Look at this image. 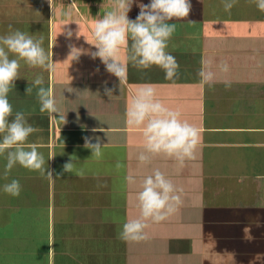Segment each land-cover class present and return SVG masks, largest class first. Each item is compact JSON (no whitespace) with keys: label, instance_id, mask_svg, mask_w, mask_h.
Returning <instances> with one entry per match:
<instances>
[{"label":"crops","instance_id":"1","mask_svg":"<svg viewBox=\"0 0 264 264\" xmlns=\"http://www.w3.org/2000/svg\"><path fill=\"white\" fill-rule=\"evenodd\" d=\"M190 2L188 17L169 21L176 31L166 51L179 64L178 75L167 80L157 66L138 70L129 63L120 84L85 40L111 0H0V35L11 25L42 36L52 56L51 69L21 62L8 94L9 119L16 111L25 114L36 129L26 146H37L52 177L17 164L5 178L0 156V264H264V12L251 0H237L230 11L222 0ZM148 3L134 0L129 18ZM68 10L70 18L63 15ZM71 47L81 51L76 60ZM201 68L214 73L211 84L201 82ZM38 75L56 100L51 116L40 112L35 87L26 94ZM147 86L198 129L194 158L183 166L163 155L138 160L142 135L126 125L125 112ZM86 138L99 139V159L84 146ZM70 160L75 172H63ZM156 169L182 203L165 220L147 221L146 240L126 242L119 233L139 217L136 193ZM13 179L21 186L18 197L2 190Z\"/></svg>","mask_w":264,"mask_h":264},{"label":"clouds","instance_id":"2","mask_svg":"<svg viewBox=\"0 0 264 264\" xmlns=\"http://www.w3.org/2000/svg\"><path fill=\"white\" fill-rule=\"evenodd\" d=\"M133 2L134 0H111L110 7L104 10L102 17L95 20L92 25V39L84 37L96 49L91 52V56L94 59L98 57L106 71L117 77L120 84L127 80L129 63L138 70L157 66L164 71L165 79H173L178 75L179 64L166 51L168 41L176 31V24L169 21L188 17L191 11L190 0H150L148 4H140L139 14L135 19H130L128 13ZM251 2L264 12V0ZM236 3L237 0H222L225 11H230ZM63 15L70 18L71 11H65ZM70 21L73 20L69 19ZM11 28L9 25L10 31L7 35H0V156L6 160L4 176L7 178L11 170L19 164L30 171H39L42 175L47 172L52 177V172L44 167L46 161L38 152L37 146H26L28 137L36 129L27 122L21 111H16L14 118L9 119L13 117V106L8 99L16 79L20 77L21 62L32 68L51 69L52 56L43 47L42 36L34 39L25 32ZM66 34L68 37L73 35L71 30ZM81 35L77 31V38ZM77 49L71 47L72 60L78 59L81 54ZM219 68L225 73L229 71L227 62L221 63ZM198 76L202 83L211 84L214 81V73L210 70L201 68ZM44 84V77L36 76L32 86L26 88V94L30 95L35 87L40 112L51 116L57 113L56 100L51 88ZM225 86L230 87V82L225 81ZM68 91L71 92L72 89L69 88ZM105 91L111 97L112 89ZM125 116L126 125L141 132L143 151L138 155L141 164L149 163L157 155L175 159L180 166L186 160L194 158L199 138L198 129L187 120H182L178 110L170 109L157 99L152 87H142L133 94L127 104ZM84 146L92 150L95 158L102 156L98 138L96 143H91L86 138ZM116 167L119 169L123 165L117 163ZM63 172H75L72 160L63 165ZM76 174L82 177L83 171ZM126 179L129 183H135L131 175ZM2 190L10 196L18 197L21 186L18 180L13 179ZM136 201L140 210L139 217L127 220L119 233V238L126 242L146 240L147 221L159 223L165 220L182 203L172 181L159 169L142 179Z\"/></svg>","mask_w":264,"mask_h":264}]
</instances>
